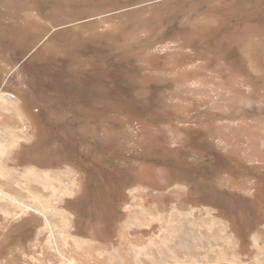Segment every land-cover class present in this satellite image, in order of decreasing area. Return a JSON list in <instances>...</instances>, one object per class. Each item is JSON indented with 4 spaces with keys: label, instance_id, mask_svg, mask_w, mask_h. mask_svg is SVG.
I'll return each mask as SVG.
<instances>
[{
    "label": "rangeland",
    "instance_id": "1",
    "mask_svg": "<svg viewBox=\"0 0 264 264\" xmlns=\"http://www.w3.org/2000/svg\"><path fill=\"white\" fill-rule=\"evenodd\" d=\"M0 264H264V0H0Z\"/></svg>",
    "mask_w": 264,
    "mask_h": 264
}]
</instances>
